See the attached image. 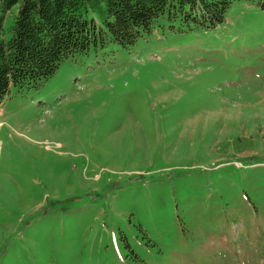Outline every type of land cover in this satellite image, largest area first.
Listing matches in <instances>:
<instances>
[{"label": "rangeland", "instance_id": "1", "mask_svg": "<svg viewBox=\"0 0 264 264\" xmlns=\"http://www.w3.org/2000/svg\"><path fill=\"white\" fill-rule=\"evenodd\" d=\"M0 264H264L258 0L214 27L162 18L11 90Z\"/></svg>", "mask_w": 264, "mask_h": 264}, {"label": "trees", "instance_id": "2", "mask_svg": "<svg viewBox=\"0 0 264 264\" xmlns=\"http://www.w3.org/2000/svg\"><path fill=\"white\" fill-rule=\"evenodd\" d=\"M264 8V0H258ZM233 0H0V104L51 78L66 59L133 46L160 19L214 27ZM11 21L7 24V18Z\"/></svg>", "mask_w": 264, "mask_h": 264}]
</instances>
